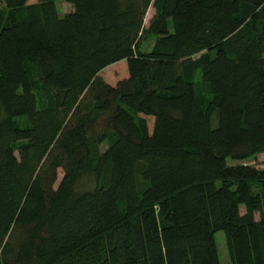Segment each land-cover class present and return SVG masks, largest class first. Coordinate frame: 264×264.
<instances>
[{
	"label": "trees",
	"instance_id": "1",
	"mask_svg": "<svg viewBox=\"0 0 264 264\" xmlns=\"http://www.w3.org/2000/svg\"><path fill=\"white\" fill-rule=\"evenodd\" d=\"M57 1L0 0V264H220V230L264 264V170L228 163L264 152V0Z\"/></svg>",
	"mask_w": 264,
	"mask_h": 264
},
{
	"label": "rangeland",
	"instance_id": "2",
	"mask_svg": "<svg viewBox=\"0 0 264 264\" xmlns=\"http://www.w3.org/2000/svg\"><path fill=\"white\" fill-rule=\"evenodd\" d=\"M33 1L34 0H28L29 3L33 2ZM56 6H57L58 11L61 14L68 12L72 8L71 4L67 0H58L56 2ZM0 9H4L3 2H0ZM153 14H154V9H153V7L150 6L148 8L146 15H145V18H144V26L145 27L148 26L149 20L151 19ZM153 41H154V36H150L149 38H147L145 41H143L141 43L140 49L144 50V51L148 50L151 47V45L153 44ZM198 56H199V54L194 55V57H198ZM99 74L108 83L115 84L119 79L124 78L128 74L126 61L120 60L118 62L111 64V65H108L105 68H103ZM200 75H201V73L198 70L197 71V77H195V80H194L196 91L199 95H202L205 98H211L212 94L209 91V87L204 85L201 82V80L199 78ZM142 117L145 118L148 132H150L152 129V126H153V120H154L153 116H142ZM216 118L214 119V122L216 121ZM17 121H19L20 124H22L24 122V120L21 118L17 119ZM228 163L229 164H248V165L254 166L255 168H257L259 170H264V152L255 154V155H253L247 159H244V160L228 159ZM61 176H62L61 171H58V181L61 178ZM253 190L257 191V188L255 186H253ZM240 210L243 212L244 207L241 206ZM255 217L258 218V213L255 214ZM215 243L217 246V253H218V258H219L220 264H231L223 231L220 230V231H217L215 233Z\"/></svg>",
	"mask_w": 264,
	"mask_h": 264
}]
</instances>
